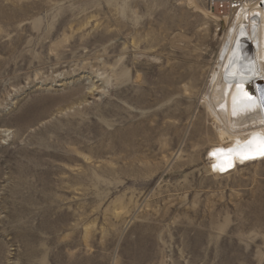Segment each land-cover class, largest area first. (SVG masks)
Returning <instances> with one entry per match:
<instances>
[{
    "label": "rangeland",
    "instance_id": "rangeland-1",
    "mask_svg": "<svg viewBox=\"0 0 264 264\" xmlns=\"http://www.w3.org/2000/svg\"><path fill=\"white\" fill-rule=\"evenodd\" d=\"M215 4L0 0V264H264V162L208 159Z\"/></svg>",
    "mask_w": 264,
    "mask_h": 264
},
{
    "label": "bare ground",
    "instance_id": "bare-ground-1",
    "mask_svg": "<svg viewBox=\"0 0 264 264\" xmlns=\"http://www.w3.org/2000/svg\"><path fill=\"white\" fill-rule=\"evenodd\" d=\"M213 72L207 110L213 116L218 145L209 150L216 173L264 162V0H243Z\"/></svg>",
    "mask_w": 264,
    "mask_h": 264
},
{
    "label": "built area",
    "instance_id": "built-area-1",
    "mask_svg": "<svg viewBox=\"0 0 264 264\" xmlns=\"http://www.w3.org/2000/svg\"><path fill=\"white\" fill-rule=\"evenodd\" d=\"M243 0H224L225 7L231 10H237Z\"/></svg>",
    "mask_w": 264,
    "mask_h": 264
}]
</instances>
